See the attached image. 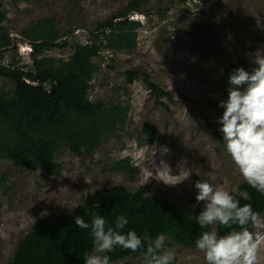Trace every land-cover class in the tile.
<instances>
[{"label": "rangeland", "instance_id": "1", "mask_svg": "<svg viewBox=\"0 0 264 264\" xmlns=\"http://www.w3.org/2000/svg\"><path fill=\"white\" fill-rule=\"evenodd\" d=\"M132 1L0 0L5 25L18 45L16 54L5 53L3 63L16 58L25 67L31 62L26 57L29 45L20 43L21 32L40 19H56L65 33L63 40L86 43L99 22ZM138 15L142 28L136 49L104 51L93 60L97 71L90 99L123 103L129 111L126 126L108 133L93 156L79 157L64 148L57 155L62 169L48 180L41 170H22L0 159V264H9L19 242L40 221L73 216L89 195L102 188L136 191L147 184L150 196L171 201L195 218L202 208L196 204L198 180H210L231 193L245 182L225 151L218 123L224 109L219 102L227 99L230 84L223 75L243 55L241 43L247 46L249 72L256 67L254 60L264 55V0H212L207 5L149 0ZM70 53V48H55L46 55L67 59ZM130 70L150 74L173 101L163 99L167 107L158 104L142 75L129 83L125 72ZM4 87L14 88V83L0 77V89ZM163 146L169 151L161 157ZM126 158L132 160L135 176L109 171L110 164ZM162 158L170 169L155 176ZM166 248L174 250L176 264H205L196 247L185 248L168 239ZM115 264H141V259L129 257Z\"/></svg>", "mask_w": 264, "mask_h": 264}, {"label": "trees", "instance_id": "2", "mask_svg": "<svg viewBox=\"0 0 264 264\" xmlns=\"http://www.w3.org/2000/svg\"><path fill=\"white\" fill-rule=\"evenodd\" d=\"M196 1L207 5L212 0ZM148 2L133 0L118 14L99 22L86 43L63 40L65 33L54 18L38 20L21 32L20 43L29 44L33 49L31 62L25 67H20L16 58L9 64L3 63L5 53L16 54L18 45L5 25L7 16L0 7V77L14 83V88L0 89L1 160L11 161L22 170H41L42 177L48 180L61 171L57 155L64 148L79 157L93 156L108 133L126 126L129 111L123 103L107 105L90 99L91 82L97 71L93 60L104 51L122 53L136 49L142 24L130 20L129 16L144 13ZM241 45L244 53L225 70L224 82L229 83L230 74L239 67L249 71L247 46ZM55 48H70L71 53L67 59L48 57L46 54ZM139 75L158 104L167 107L163 99L173 101L172 94L154 82L150 74L125 72L129 83ZM209 127L222 140L212 123ZM109 171L135 176L130 158L114 161ZM149 193L147 184L136 191L123 186L98 190L78 206L73 216H61L53 222L40 221L19 242L9 264H85L84 254L94 251L93 242L89 230L75 225V217L82 216L89 222L96 212L112 224L116 216L124 215L129 221L125 232L135 230L140 236L147 232L153 238L165 233L176 245L196 247L195 240L204 230L195 218L179 205ZM232 193L241 204L251 203L264 215V195L246 182L239 185L238 192ZM2 207L0 200V210ZM218 231L224 234L226 229L218 226ZM106 254L111 264L129 257L140 258L138 253L118 246Z\"/></svg>", "mask_w": 264, "mask_h": 264}, {"label": "clouds", "instance_id": "3", "mask_svg": "<svg viewBox=\"0 0 264 264\" xmlns=\"http://www.w3.org/2000/svg\"><path fill=\"white\" fill-rule=\"evenodd\" d=\"M138 14H131L129 19L139 21ZM133 15L135 19H131ZM28 47L26 57L31 60L33 49ZM254 63L256 67L251 72L239 67L230 74L227 99L219 102L224 111L218 123L225 151L243 180L264 195V55ZM159 151L163 157L169 150L163 146ZM168 169L162 158L155 176ZM195 188L196 204H202L195 222L204 230L195 246L204 254L205 264H264V215L251 203L241 204L233 193L210 180H198ZM128 223L124 215L116 216L114 224L98 212L92 214L89 222L76 216L75 225L89 230L93 242L94 251L84 254L85 264H111L106 253L117 246L138 253L141 264H173L175 252L166 248L165 233L153 238L147 232L143 236L135 230L125 232ZM218 226L226 229L224 234L219 233Z\"/></svg>", "mask_w": 264, "mask_h": 264}, {"label": "built area", "instance_id": "4", "mask_svg": "<svg viewBox=\"0 0 264 264\" xmlns=\"http://www.w3.org/2000/svg\"><path fill=\"white\" fill-rule=\"evenodd\" d=\"M189 2H194V3H198V4H200L198 1H189ZM131 19H135V16L133 15V16H131Z\"/></svg>", "mask_w": 264, "mask_h": 264}]
</instances>
